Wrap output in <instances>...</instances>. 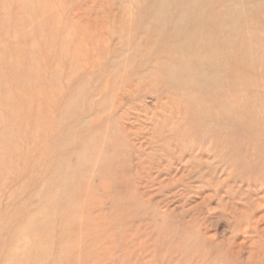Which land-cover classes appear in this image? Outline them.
<instances>
[{"label": "rangeland", "instance_id": "obj_1", "mask_svg": "<svg viewBox=\"0 0 264 264\" xmlns=\"http://www.w3.org/2000/svg\"><path fill=\"white\" fill-rule=\"evenodd\" d=\"M0 264H264V0H0Z\"/></svg>", "mask_w": 264, "mask_h": 264}]
</instances>
